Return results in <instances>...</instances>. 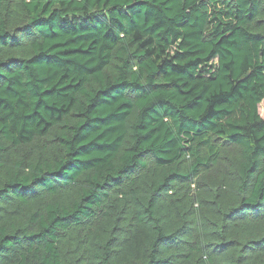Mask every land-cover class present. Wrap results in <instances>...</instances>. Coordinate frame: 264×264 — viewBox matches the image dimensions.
Masks as SVG:
<instances>
[{
	"label": "trees",
	"instance_id": "1",
	"mask_svg": "<svg viewBox=\"0 0 264 264\" xmlns=\"http://www.w3.org/2000/svg\"><path fill=\"white\" fill-rule=\"evenodd\" d=\"M264 0H0V264H264Z\"/></svg>",
	"mask_w": 264,
	"mask_h": 264
},
{
	"label": "rangeland",
	"instance_id": "2",
	"mask_svg": "<svg viewBox=\"0 0 264 264\" xmlns=\"http://www.w3.org/2000/svg\"><path fill=\"white\" fill-rule=\"evenodd\" d=\"M258 112L262 118H264V100L258 105Z\"/></svg>",
	"mask_w": 264,
	"mask_h": 264
}]
</instances>
